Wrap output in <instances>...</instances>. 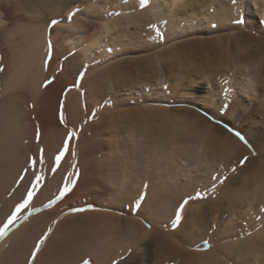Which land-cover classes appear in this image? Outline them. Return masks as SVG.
Masks as SVG:
<instances>
[{
  "label": "bare ground",
  "instance_id": "6f19581e",
  "mask_svg": "<svg viewBox=\"0 0 264 264\" xmlns=\"http://www.w3.org/2000/svg\"><path fill=\"white\" fill-rule=\"evenodd\" d=\"M245 1L250 8L262 5L264 0ZM242 2L0 0V228L25 198L35 175L42 172L45 177L30 207L20 213L15 224L0 238V264H88L89 258L92 264H149L153 259L154 264H249L250 261L264 264V247L259 243L264 229L253 230L262 220L260 211L264 208V147L253 138L256 150L263 152V160L261 157L253 160V155L236 136H223L222 133H227L220 126L211 127L205 122L200 130L197 127L200 123L189 121V118L196 120V116L195 119L188 114L189 118L185 115V119L179 117L182 111L178 110V118L164 104L144 105L138 112L118 108L122 105V90L129 86L141 91L145 103L158 101V92L153 90L149 98L144 90L155 89L161 74L168 80L164 92L171 96L176 89L174 78L181 74L182 68L193 64L189 53L196 39L190 38L238 24ZM210 45H206V51H210ZM168 46L171 49L164 52L163 48ZM51 49L52 59L46 67ZM141 51L154 56L146 57L148 61L142 68L137 66L138 71L124 68L130 64L125 57ZM155 61L159 62L160 71L153 69ZM53 78V83L45 87V81ZM79 82V87H72ZM111 103L112 108L108 107ZM61 112L64 123L60 120ZM127 118L138 121L137 130L149 132L152 146L145 147L147 142L141 145L146 149L144 152L140 148L144 155L147 156L148 148L162 149V144L172 143L188 128L202 135V147L212 153L218 168L212 169L211 163L207 165L212 168L208 167L206 177L195 176L185 182L180 178L179 182L172 173L173 164L167 163L169 160L161 163L163 159L150 154L143 160L139 152L137 156L145 161L144 168H138L135 174L128 169L118 173L105 165L99 166L93 157L103 150L106 133L118 130V125ZM137 130L132 131L135 136ZM70 132L75 137L53 175L55 157L63 148L67 151L65 139ZM244 155L249 158L245 168H254L257 163L253 184L260 191L258 209H251L255 202L254 206L253 201L250 203L251 207L247 203L249 212L242 216L246 227H242L244 221L241 226L234 222V212L224 220L222 208L212 209L211 206L219 203L218 199L198 200V194L203 191L214 193L218 188L234 185ZM41 156L44 162L33 169L30 162L33 159L39 162ZM66 181L76 183L72 192L52 206L51 213L33 217L38 213L34 209L46 210L44 206L58 195ZM229 196L232 199L235 195ZM249 197L245 198L246 202ZM254 198L257 197L254 195ZM178 210L182 213L177 224ZM120 212L125 216L117 215ZM51 214L57 215L55 220L60 216V220L52 223V216H48ZM25 216L29 221L16 231L25 222ZM227 221L239 228L226 227ZM210 230H216L218 239L207 251L192 252L185 248L176 252V238L183 239L191 248L210 236ZM45 237L37 251V242Z\"/></svg>",
  "mask_w": 264,
  "mask_h": 264
},
{
  "label": "rangeland",
  "instance_id": "374dc122",
  "mask_svg": "<svg viewBox=\"0 0 264 264\" xmlns=\"http://www.w3.org/2000/svg\"><path fill=\"white\" fill-rule=\"evenodd\" d=\"M240 8H241L240 22L238 24H236L235 26H232V27L227 26V27H224L222 29L221 28L220 29L215 28L214 29L215 31H213L212 34H204V35H200V36H195L194 38H190V40L196 39L195 43L193 44L194 48H192L193 50L191 49V51H190L191 53H189V55L191 54L190 55V60H191L190 62L193 63L194 66H193V64H191L190 66H188L185 69L182 68L181 74H178V76L176 75L177 77L174 78V84H176V89L171 96H169V94L168 95L165 94V92H164L166 90L164 84L165 85L168 84L167 83L168 80H166L167 79L166 77H162V74H161L160 77L158 76L160 80L158 79V83L156 84L155 89L154 88H152V89L148 88L145 90L142 89L145 91L144 94H146V96L149 98H150L151 94L153 93V90H154V92H158V94L160 95V96L158 95L159 96L158 101H152V102L146 101V103H145V101H143V99H142V95H140V94H142L141 91L138 89L136 90L135 87L132 88V86H129V87L123 88V90H122L123 93L120 95L121 96L120 98L122 100V105L118 106V108L120 110L123 109V110H128V111H133V110L135 111L136 110L138 112L142 109V106L144 107V105L145 106H148V105L153 106V105H157V104H160V105L164 104L167 106V108H169V107H170V109L172 108L170 111H175V114L177 117H178L177 114L180 111H182V112H180L179 117H183V116L185 117V115H186V117H188V116L192 117L193 116V118H195V116H196V118H197V119L195 118L196 120H193L192 118L190 119L189 117L188 118H189V121L192 120L194 122V124L196 122L198 124L200 123L199 125H197V127L200 128V130H201L200 126L204 122L207 123L208 125L210 124L211 127L216 126V125L220 126L221 130H224L227 133V134L222 133L223 136H228V135L236 136L237 139L244 145V147L253 155V158H254L253 160L260 158L261 154L263 152L260 153V152H258L259 150L258 151L256 150L257 148H256V146L252 140L254 138L258 143H260L262 148L264 147V73H263L264 72V1H263L262 5H260L258 7L252 5L249 8L247 2L245 0H243ZM206 42H207V44H211L210 45L211 47L208 48V49H210V51L209 50L206 51V49H207L206 48V45H207ZM203 43L205 44L204 45L205 47L202 45ZM222 47H224V48H222ZM167 48L169 50L171 49L169 46L165 47V48H163L164 52L168 51ZM158 51L159 50H157L156 52H158ZM203 51H205V52H203ZM142 53H144V54H142ZM135 54H131V55L125 57L126 60L130 61V64H126L124 66V68L130 69V67H131L132 71H134V70L138 71L137 68L138 67L142 68V64L144 66L146 64V62L148 61V60H146V57L150 58V57L154 56V53L150 52L149 54H147L146 52H142V51L135 53ZM244 56H246V59ZM143 58H145V60ZM216 58H218V59H216ZM242 58L244 60L243 63L240 62L242 60ZM196 59H199V60H196ZM210 60H212L214 63H212ZM144 62H145V64H144ZM236 63L241 64L242 66L240 67V65H238ZM157 64H158V66H157ZM223 65H224V67H223ZM243 65H246L245 66L246 68ZM227 66H229V67H227ZM235 66H236V68H235ZM152 67L155 70H157V69L159 71L161 70L159 62H157V61L154 62V66L152 65ZM241 69L243 71H241ZM252 71H255V72H252ZM249 75H251V76L249 77ZM126 89H127V91H126ZM160 90H161V92H160ZM149 98H145V99L147 100ZM163 100H165V101H163ZM157 102H159V103H157ZM165 103H167V104H165ZM108 107L112 108V103L109 104ZM139 108H141V109H139ZM178 110H180V111H178ZM186 110H189V111H186ZM186 112H189V113H186ZM110 116H112V115H110ZM110 116H109V119L111 120ZM186 117H185V119H186ZM180 119H182V118H180ZM136 121H133L130 119L128 120V118H127L126 120L123 121V123L121 122L118 125V130L114 129L110 133H106V137H105L106 142L103 144V150L95 155L97 158L93 157V159L97 161L99 166L103 167L105 165V167L107 169L109 168L110 170L117 171L118 173L119 172H125L128 169L130 172H132L131 174H135L137 172L138 168L139 169L144 168V165L142 166V163L145 162V161H143L144 159H146V158L148 159L149 156H152V157L155 156L158 159H161V160L163 159L162 160L163 162L161 161V163H164V161L166 159L165 162H167L169 160L167 163L173 164L172 165V167H173L172 171H174V172H172V173L174 175V178L178 179L179 182H180V178L183 180L181 182H185V181H187V178H189V179L193 178L194 179L195 176H196V178L206 177L210 171L209 168H212V167H213L212 169H214L215 167L218 168L219 165L217 164V160H215V162L213 161L212 153L202 147V143H203L202 142V135L197 133L196 130H189L188 128L187 129L184 128L185 131L183 132V134L181 133L179 135L180 137L177 136L176 140L173 141L172 143L169 142L170 143L169 144L166 142L165 144L161 145L162 149L158 146L157 147L158 149L155 150L154 149L155 147H152L150 150L149 145H151V143H149V141L151 142V139L149 137V132L146 129H144V130L142 129L143 131L137 130V128H140L139 127L140 124L138 123V121L137 122ZM124 122H127V123H124ZM135 129L138 132L136 135L137 137L132 132ZM205 129H207V127ZM181 130H183V128ZM145 133H146V135H145ZM198 134L201 136V138H200V136H198ZM251 134H252V136H251ZM191 135H193V136H191ZM188 136H190L191 138H189ZM146 142H147V145H145ZM174 143H176V144H174ZM178 143L180 146L178 145ZM191 144H192V146H191ZM141 145H145V147L146 146L149 147L146 151V154L148 153L147 156L150 154L148 157L146 155H144L143 152H140L144 148ZM174 145H176V146H174ZM140 148H142V149L140 150ZM175 148H177V149H175ZM145 150L146 149L144 148L143 151L145 152ZM173 151H175V152L173 153ZM181 151H182V153H181ZM185 151H187V152H185ZM137 152H139L138 156L143 155L142 156L143 160H140L141 158L138 159L140 156L139 157L137 156ZM170 152H172V153H170ZM133 155L135 157H132ZM144 156L146 158H144ZM104 157H106V158L104 159ZM175 157H177V158H175ZM245 157H247V156H245V155L242 156L240 161L243 160ZM248 159H247V161H248ZM134 160H136V162L138 164H136V162L134 163L133 162ZM137 160H139L140 162H138ZM262 160H263V158H262ZM176 162H178V163H176ZM185 162L187 164H185ZM211 163L213 164L212 167L207 166V165H211ZM134 164H136L137 166ZM131 165H132V167H130ZM254 165L256 167L257 163H255ZM244 166H246V164H244V165L240 164V167H241L240 172H242V173L239 172L240 174L239 173L237 174L238 176H237V178L235 177L236 182L234 183V185H231V186L226 187V188H220V189L218 188L219 190L217 189L216 192H214V193L203 191L202 193L198 194V196L200 195L198 198V200H200V202L209 201V200L212 202V201H216L218 199L217 202H219V203H217V206L214 207V205H213V206H211V208L212 209L215 208V210L217 209L216 211H219L220 208H222L220 213L223 212L222 215H224L223 216L224 220L225 219L227 220L229 217L228 215H230L231 213L234 212L233 213V216H235L234 222H236L238 224L240 223L239 225L241 226L242 225L241 223H243V221H244L245 224L243 223L242 227H246L245 226L246 225L245 218L242 216H244V214L249 212L251 204H252V206H254L253 205L254 202H255V206L252 207L251 209H258L257 207H258L259 202H260V198H259L260 191L258 193V191H257L258 187L256 186V184H253L256 182V180H254V179L257 178L256 171L254 169L255 167L254 168H250V167L245 168ZM182 168L184 170H182ZM123 169H125V170L123 171ZM189 169H190V172H189ZM208 169H209V171H208ZM206 171H207V173H206ZM160 172L163 173V176L165 175V173L162 169ZM160 172H159V174H160ZM182 172H184V173H182ZM188 172H189V176L187 174ZM192 175H194V176L192 177ZM243 176H244V178H243L244 180L242 179ZM238 179H239V181H237ZM240 179L243 181V183H241ZM223 181H221L220 184L223 185L224 184ZM246 183L251 184V185L248 186ZM240 184L241 185L243 184L244 187L243 186L239 187ZM253 185L255 187V190L257 187L256 192H254V189L252 190ZM237 186H238V188H237ZM246 186L249 188V190L247 189L248 191L246 190ZM238 189H240L239 192H237ZM250 189L252 190L253 193H251ZM241 190L243 193L241 192ZM237 193H239L241 196ZM255 193H257V194H255ZM224 194H226V195H224ZM236 194H237V196H236ZM229 195H231V197H233L235 195L232 198L233 200L230 198ZM249 195L251 197L247 198L248 200L246 202L245 198L248 197ZM254 195L257 198H254ZM238 197H240V198H238ZM234 198H236V199L238 198V199L236 200ZM241 199L243 200V202ZM226 201H228V203ZM234 202H235V204H234ZM248 202L250 205L249 208H248V204H247ZM242 203H244V204H242ZM238 205H240V206H238ZM241 205H242V207H241ZM243 205H245V206L243 207ZM239 207H241V208H239ZM247 209H248V211H247ZM50 211H52V208L46 209L44 211L41 210L38 213H35L33 215V217L37 216V215L44 214V213H51ZM78 213H82V212H77V214ZM117 215H119L121 217L125 216V214L123 212L122 213L120 212ZM260 215H262L263 217ZM260 215H259L260 220L261 219L262 220L255 225L253 230L262 229V228L264 229V227H263L264 226V208L262 209V212L260 211ZM48 216H49V218H50V216H52L51 221L53 223L55 220L54 218L57 215L51 214ZM59 217L57 218L58 221L60 220ZM243 218H244V220H243ZM29 219L31 220L32 218H29ZM57 219L55 220V222H57ZM257 220H259V218ZM28 221L29 220L27 219V221L25 220L24 223L21 222L22 224L20 223V225L16 229V231L19 228H22ZM234 222L227 221L226 223H224V225L226 227L227 226L238 227V225H236V223H234ZM147 226H149V225H147ZM193 227H195V226H193ZM148 228L150 229V227H148ZM215 228L216 227H214V229ZM53 230H55V229H53ZM215 233H216V230H210L209 231L210 236H208L206 239L200 241L199 243L196 244V246H193L191 248H190V245H188V246L185 245V244H187L186 242H184L185 244L183 243V239L180 240V238H176L177 239V241H176V239L174 238V240L178 244V248H176V252L178 249L181 251L185 248H186V250L190 249V251H192V252H205L211 247L212 242L214 240L216 241L218 239V237L215 236ZM248 235H249V233H248ZM261 237H260L261 239H259V243H260V247L262 248V247H264V236H261ZM261 242H263V243H261ZM182 246H184V247H182ZM197 246H199V247H197ZM90 259L91 258H89V260L87 261V262L90 261L88 264H92V260H90ZM155 262H156L155 259H153L149 264H154ZM249 264H255V263L253 261H250Z\"/></svg>",
  "mask_w": 264,
  "mask_h": 264
},
{
  "label": "snow or ice",
  "instance_id": "6c2138e0",
  "mask_svg": "<svg viewBox=\"0 0 264 264\" xmlns=\"http://www.w3.org/2000/svg\"><path fill=\"white\" fill-rule=\"evenodd\" d=\"M142 2H145L146 3V0H142ZM52 49H51V55L48 57V59L46 60V67L48 66V64L51 62V59H52ZM53 80H47L45 81V84L44 86L47 87L49 84L53 83ZM80 86V82L78 83V85H73L72 87H79ZM67 91V90H66ZM60 120H61V123H64V114L63 112L60 113ZM75 137V133L74 132H70L68 134V137L65 139V143L67 144V151H65V149L63 148L59 153L58 155H56L55 157V161H54V165L51 169V172L53 175H55V173L59 170L60 166H61V162L63 160V158L65 157L66 153L69 152V143L72 139H74ZM61 153H64L63 156H61ZM57 159H59V164H57ZM247 157H245L243 160L240 161V164L241 165H244L246 162H247ZM44 160H43V156H41L39 162L36 160V159H33L30 163H31V166L33 169H37L38 167V163H43ZM53 169H55L53 171ZM236 169H233V172H235ZM38 177H40L38 179ZM45 179L44 175L42 172H40L39 174L35 175L33 181H32V184L30 185L29 187V190L27 191L26 195H25V198L23 199V201L21 203H19L12 215L7 219L6 223L3 225L2 228H0V238H3L8 230L10 229V227L15 224V222L17 221V219L19 218L20 216V213L26 209H28L30 207V205L32 204L33 200H34V197L37 195L39 189L41 188L42 186V181ZM23 181V176L21 177V182ZM76 186V183L73 185L72 183H68L67 181L61 186V189L58 193V195L51 201H49L44 207L45 209L47 208H51L52 206L56 205L57 203L59 202H62L71 192L72 190L75 188ZM34 212H39L41 211V209H34L33 210ZM181 213L182 211L181 210H178V215H177V224L179 223L180 219H181ZM32 213H29V215H31ZM25 220L28 219V216H25L24 217ZM46 239L45 238H42L40 241L37 242V251L39 250V247L41 244L44 243V240ZM35 256V253L33 254Z\"/></svg>",
  "mask_w": 264,
  "mask_h": 264
}]
</instances>
